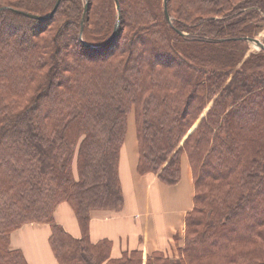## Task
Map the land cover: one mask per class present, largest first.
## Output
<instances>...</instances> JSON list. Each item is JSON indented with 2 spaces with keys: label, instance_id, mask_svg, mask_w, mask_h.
Listing matches in <instances>:
<instances>
[{
  "label": "trees",
  "instance_id": "trees-1",
  "mask_svg": "<svg viewBox=\"0 0 264 264\" xmlns=\"http://www.w3.org/2000/svg\"><path fill=\"white\" fill-rule=\"evenodd\" d=\"M0 1L12 36L0 44V264H28L9 247L27 223L50 225L57 264H264V108L251 101L264 99V77L237 53L264 0H61L51 17L58 0ZM20 29L26 45L11 40ZM131 111L140 174L176 185L184 152L193 171L180 261L112 258L111 241L90 238L93 211L124 207ZM63 202L81 238L56 221Z\"/></svg>",
  "mask_w": 264,
  "mask_h": 264
},
{
  "label": "crops",
  "instance_id": "crops-1",
  "mask_svg": "<svg viewBox=\"0 0 264 264\" xmlns=\"http://www.w3.org/2000/svg\"><path fill=\"white\" fill-rule=\"evenodd\" d=\"M182 158L181 178L176 185L163 183L154 173L140 174L137 135L126 134L118 169L124 207L118 212H92L91 241H111L112 258L133 250L143 251L145 259L155 252L177 258L178 249L183 246L186 215L193 210L195 197L193 171L189 160L185 163ZM55 219L74 238L82 237L69 203L58 205ZM51 234L49 224L27 223L12 233L11 246L22 251L28 264H57L50 245Z\"/></svg>",
  "mask_w": 264,
  "mask_h": 264
},
{
  "label": "rangeland",
  "instance_id": "rangeland-1",
  "mask_svg": "<svg viewBox=\"0 0 264 264\" xmlns=\"http://www.w3.org/2000/svg\"><path fill=\"white\" fill-rule=\"evenodd\" d=\"M0 3H3V2L0 1ZM261 20L264 21V19H261ZM256 24H259V26H261V28L256 32V35L254 37H252V39L253 38L257 39L264 45V22L258 21ZM20 30H21V32L18 34V37L17 38H11V40H13V42H17V43L26 45L29 43V40L28 39H22L21 35L24 33V31H23V29H20ZM10 37H12L10 33L0 32V44L3 40L4 41L9 40ZM237 53H238L239 58H240V60H239L240 63L238 64V67H241L243 65V63L247 60L246 67L250 69L248 71V74H252L253 73L252 69L255 67V65H257L256 67L260 68V75L259 76L263 80V77H264V57H262V56H264V48H261V47L255 45L252 41L247 40L245 43H242V45L237 46ZM259 68H258V70H259ZM251 101L254 104L256 103V108H257L256 110L257 111H259V109L264 108V99L262 100L258 96H255L253 98V100H251ZM211 106H212V103H210L208 105V107L205 109V111L202 113L201 117L196 122V124L193 126L190 133L196 129L198 123L205 116V114L208 112V110L211 108ZM243 120H244V118L242 119V122H243ZM135 131H136L135 113H134V111H131L129 116H128L126 134L129 135L131 133V134L136 135ZM184 155L187 156V154L185 152L183 153V156ZM182 160H183V162L188 163L187 162L188 160L185 156L182 158ZM74 165H75L74 172H75V175L77 177L78 173H77L76 162L74 163ZM231 227L236 228L234 226V224H232ZM182 238H183V246L182 247H184L185 233H184V237H182ZM10 243H11V241H10ZM9 247L12 248L11 244ZM182 247H180V248H182ZM179 249H178L179 252H177V258L172 259V260L180 261L181 259H183V253H181V251Z\"/></svg>",
  "mask_w": 264,
  "mask_h": 264
},
{
  "label": "water",
  "instance_id": "water-1",
  "mask_svg": "<svg viewBox=\"0 0 264 264\" xmlns=\"http://www.w3.org/2000/svg\"><path fill=\"white\" fill-rule=\"evenodd\" d=\"M60 2H61V0H58L57 1L56 5H55V7L53 9V11L51 12V14L48 17L53 16V14L55 13L56 9L58 8ZM86 10H87V8H86ZM18 13L23 14L24 16H26L28 18L36 19V20H41V19H45L46 18V17H42L40 15L32 14V13H28V12H20L19 11ZM166 16H167L168 19H170L169 18V14L167 12V9H166ZM112 39H113V36L108 40V42L103 47L107 46L112 41ZM247 40L252 41L255 45H257V46H259L261 48H264V45L259 40H257V39L248 38Z\"/></svg>",
  "mask_w": 264,
  "mask_h": 264
}]
</instances>
